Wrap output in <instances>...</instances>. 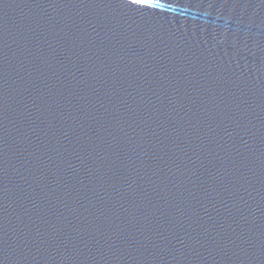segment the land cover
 Here are the masks:
<instances>
[{
    "label": "water",
    "instance_id": "1",
    "mask_svg": "<svg viewBox=\"0 0 264 264\" xmlns=\"http://www.w3.org/2000/svg\"><path fill=\"white\" fill-rule=\"evenodd\" d=\"M0 264H264V0H0Z\"/></svg>",
    "mask_w": 264,
    "mask_h": 264
}]
</instances>
